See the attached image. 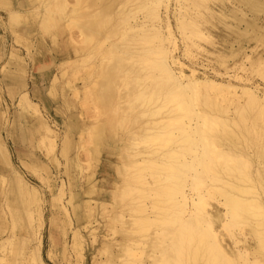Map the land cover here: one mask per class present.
Returning <instances> with one entry per match:
<instances>
[{"label": "bare ground", "instance_id": "6f19581e", "mask_svg": "<svg viewBox=\"0 0 264 264\" xmlns=\"http://www.w3.org/2000/svg\"><path fill=\"white\" fill-rule=\"evenodd\" d=\"M125 1L130 2V0H73L68 10L66 7L69 5L65 7L67 3L65 0H50L46 4L42 1L44 3L41 6V9L48 11V16H44L50 18L49 12H53L51 5L54 4L55 10L60 12L59 15L62 14V18L68 24L71 20L85 18L83 15H88L90 20L86 19L81 23L78 31L83 37L82 43L87 44L96 40L93 46H98V50L103 43L107 44L108 41L105 39L110 40L116 36L112 29L122 26L129 27L130 31L132 25L130 20L133 19L137 23L131 27L135 29L133 32L130 31L134 33L131 38L109 42L104 51L101 49V52H95L98 51L97 47L90 44L93 51L89 48L87 56L94 54L97 61L102 64L94 65L85 75L94 76L97 80L92 82L90 88L84 83L85 91L75 90L72 93L77 98L80 94L85 96L86 92L92 89L91 101L96 109L100 107L97 109L100 113L117 103L119 109L121 108L119 111L121 116L118 114L117 121L121 124L124 118L132 126L127 134L119 137L115 134L116 119L112 117L101 119L99 113L101 120H98V115L96 118L94 115L93 119H96V121L92 119L94 124L91 127L84 125L85 129L82 131L87 132L94 143V156L100 157V149L106 138L105 143L109 141V145L117 147V154L120 155L118 161L122 160L120 161L122 166H117L122 180L118 183L112 182L114 187L110 190V196L123 200L121 206L123 210L115 212L113 217L122 224L123 241L115 244L116 253L111 250L112 244L102 246V251L107 252L105 264H264V88L261 89L258 85L247 87L249 85L220 83L204 75L198 76L194 70L188 75L185 74L182 63L174 55L177 44L172 37L169 19L166 17L163 22L158 15L159 5L163 3L165 6L163 8L167 12L169 0H134L135 9L138 8L142 12V20H146L141 22L138 21V17L133 16L137 10L130 11L133 17H130V14L122 17ZM189 1L175 0L176 9L172 15L176 29L182 32L181 39L187 41L188 48H194L197 43L195 44L193 38L208 40L209 35H203L198 31L197 23L191 18L190 20L186 18L187 4L184 5L182 2ZM196 1H192L193 5L190 4L199 7L204 0ZM230 2L233 7L231 5L232 9H228V12L235 22L234 27L237 31L229 30L231 33L227 37L233 36L231 42L227 41V38L223 41L230 47L229 57L235 58L242 54L249 62V68L241 67L247 73L253 71L254 67L264 69V52L256 51L259 48L257 44L264 47V20L261 21L260 18L264 15V0ZM128 3L126 2L127 5ZM40 5L41 1L34 9L33 5L26 4L24 11L31 16L33 12L41 11ZM119 5L123 7L120 10L117 9ZM116 9L118 11L115 13ZM17 15L16 11L11 13L10 19H17ZM247 15L251 16L248 20L245 19ZM225 19L228 18L224 17L221 20ZM146 22L150 24L146 25ZM163 23L166 35L160 32V24ZM225 28L230 29L229 26ZM189 29L190 33L188 31L185 33ZM142 42L147 45L145 48ZM165 42L169 43L172 50L164 46ZM235 43L237 49L233 48ZM251 44L256 45L251 49V53L254 51L255 54L254 59L245 54L244 45ZM79 51L81 50L78 48L74 52V55L78 54L74 56L78 60L75 61L70 53H66L59 66L76 67L77 62H83L87 58L86 54L80 55ZM224 58L221 56L219 61L221 65L226 62ZM128 61L135 64L137 62L139 65L136 64L137 67H134L133 63L129 62L132 66L128 63L129 68H125L122 63ZM107 66L115 73L109 75L106 72L101 77ZM227 66L225 65L226 73L229 70ZM254 70L256 72V69ZM151 71L155 73L149 75L148 72ZM257 75L264 80V71L259 69ZM127 76L132 81L128 80ZM231 77L237 82L243 81L244 78L238 75ZM123 78L130 81L133 88L130 90L128 86L129 91H126V94L124 92V95L113 96L111 90L114 83L116 84L119 79L123 81ZM56 81L57 79H54L52 83L51 94L56 93L54 89ZM127 81L124 82L126 86L129 84ZM137 109L141 111L133 117L130 116ZM183 119L188 120V123H183ZM212 126L217 128L214 130ZM108 154L115 153L110 150ZM98 157H94L96 162ZM72 163L75 167L76 162L73 160ZM93 186L84 191V199H87L84 206L89 213L88 219L89 217L91 219L93 213L95 215L89 206L91 205L89 197L96 193ZM93 201L101 209H105L108 204L105 197L101 199L97 197ZM210 201H214L216 205L210 204ZM101 214L103 213L98 212L95 215L96 225L99 224L98 218L101 217L98 216ZM227 230L228 240L223 234ZM95 232L96 229L91 234L96 239ZM74 241L81 255L80 243L76 236ZM228 241L231 242L230 245L226 244ZM32 250L26 259L27 264H42L39 245ZM3 262L0 259V264Z\"/></svg>", "mask_w": 264, "mask_h": 264}, {"label": "rangeland", "instance_id": "374dc122", "mask_svg": "<svg viewBox=\"0 0 264 264\" xmlns=\"http://www.w3.org/2000/svg\"><path fill=\"white\" fill-rule=\"evenodd\" d=\"M40 1L39 10L41 11L33 12L31 16H28L24 11L26 4H31L34 8L35 5L36 7L39 5ZM42 1L46 4L50 0H8L7 5L18 12L17 19L14 20L9 17L8 6H0V259L5 262L1 264H27L26 259L29 258L30 251H33L32 249L38 245L42 264H105L107 252L102 251V246L112 244L111 250L116 253L117 247L115 244L123 241L122 224L118 219H113L115 212L123 210V207H121L123 200L122 198L114 199L110 196V190L114 187L112 182L118 183L122 180L117 171V166H122L120 162L122 160L118 161L120 155L117 154V147L109 145V141L105 143L106 138L100 149V157H98L99 155L94 156V143L88 137L87 132L83 133L82 131L85 129L84 125H90L91 127L94 124L93 120L96 121L97 115L98 120L111 119L110 117L115 118L116 121L119 120L121 108L119 109L116 103L117 105L113 104L112 108L107 107L100 113V110H97L100 107L96 109L91 101L90 91L92 89H89L85 96L80 94L76 98L72 94L75 90L85 91V85L90 88L92 82L97 80L94 79V76L86 77L85 75L86 71L88 72L94 65L100 63L94 54L87 56L88 51L90 49V51H93V47L96 46H93L96 40L84 44L82 43L83 37L78 31L81 27L80 24L85 22L86 19L89 21L90 18L88 15H83L85 18L71 20L68 24L62 18V14L59 15L60 12L55 10L54 4L51 3L56 11L49 6L53 11L49 12L51 20L53 19L51 21L49 17H46L48 11L41 9L44 3ZM65 1H67L65 7L69 5L68 8L66 7L68 10L73 0ZM190 1L188 3L182 2L184 5L187 4L186 18L193 19L198 25V31L202 32L203 35H209V39H211L193 38L195 44L197 43L194 48H188L187 41L181 39L182 32L176 29V22L172 15L176 9L175 0L167 1V12L163 8L165 7L164 3L159 5L158 9L159 18L163 22L166 17L169 19L172 37L177 44L174 55L182 63L183 72L188 75L191 70H194L196 75H204L220 83L229 82L236 86L249 85L247 87L258 85L259 88H264V80L257 75L259 69L260 71H264V69L254 67L256 72L253 69L248 73L242 70L241 67L249 68V62L243 58L242 54L230 58L228 54L230 47L223 42L226 38L227 41L231 42L233 36L227 37V35H230L231 31H237L234 27L235 22H233L228 12V9L233 7L230 0H204L199 7L198 5L192 6L194 0ZM126 2L128 3V1L124 2V10L121 7L122 5L117 7L119 10L122 9V17L130 14V17L135 16V18L138 17V21H143L142 12L138 8L135 9L136 1L130 0L133 3L132 5L130 2L127 5ZM117 9L115 13L118 11ZM132 10L138 12L136 11L132 16V12H134ZM130 11L132 12L130 13ZM224 17L228 19L221 20ZM250 17V15H247L245 19L248 20ZM260 18L261 21L264 20V15ZM132 20H130L132 24L130 31L133 32L135 29L133 30L131 27H134L137 23L134 20L133 23ZM39 23H43L44 26L42 27ZM146 23V25L150 24V22ZM222 24L223 26H221ZM224 25L229 26L230 29L226 30ZM120 27L112 29L116 36L113 37V34L111 36L113 39H105L108 41H106V46L103 43L102 47L99 46V50L96 46L97 48H95L98 51L95 52L104 51L111 42L114 43L117 39L123 41L131 38V35L134 34L129 31V27ZM160 27L162 35H166L164 23L160 24ZM240 27L243 28V25ZM187 31L190 33V29L186 30L185 33ZM99 39L98 41L101 40ZM165 43L164 46L168 47V50H172L169 43ZM144 44L142 42L145 48L147 45ZM233 46L234 49H237L236 43ZM246 46L244 45L246 48L245 54L254 59L255 54L254 51L251 53V49L256 45ZM257 46H259L257 52H264L263 45L257 44ZM78 48L81 50L79 51L81 52L80 55L83 54L84 56L86 54V60L80 61L81 64L77 62L80 65L77 67L78 64H76L77 68L75 65L72 66L73 69L67 66L60 67L59 62L62 61L66 53H70L74 60H78L74 57L78 55H74ZM221 56L226 58H224V61H226L224 65L219 62ZM129 62L133 63L134 67L139 65V63L136 62V65L133 61L123 62L122 64L125 68H129V66H132ZM46 65L48 67L44 68ZM225 65H228L227 68L232 70L230 72L228 70L226 73ZM108 66L101 77L106 72L108 74L115 73ZM148 73L152 75L155 72ZM237 75L244 77L243 81L237 82L231 77ZM129 77L132 78L130 75ZM129 77L127 76V79ZM53 79H57L55 94L50 93ZM123 79L125 80V78ZM124 80L120 81L119 79L116 84L114 83V86H116H113L111 90L113 96L124 95V92L126 94L129 88L130 90L133 88V85L131 87L132 83H129L132 79H128L129 82L125 80L127 84L129 83L127 86L124 84ZM141 110L137 109L130 116H135ZM99 113L101 119H99ZM118 114H120L119 117ZM94 115L95 118L93 119ZM122 120L121 124L120 121H117V126L115 125V134L119 137L127 134V131L132 127L126 119L123 118ZM185 120L183 119V123L187 124L188 120ZM71 125L72 129L69 127ZM211 128L215 130L217 126ZM150 145L149 143L148 146ZM63 147L66 148L64 153L62 152ZM110 150L114 151L115 154H108ZM93 156L98 157L97 162ZM73 160L76 162L75 167L72 165L74 164L72 163ZM91 186L96 191L95 194L89 197L91 200L89 206L91 210L93 209L92 213L95 212V215L98 212L103 213L98 216L101 218H98L99 224L97 225L94 221V218H96L94 213L91 215V219L90 217L88 219L89 213L84 206V202L87 200L84 199V191ZM97 197L100 199L105 197L108 203L105 209L97 207V204L93 201ZM210 204L214 205L215 202L210 201ZM94 229H96V239L91 234ZM223 234L228 240V230L227 232L224 231ZM74 236L80 243L81 255L78 253L79 249L74 245ZM226 244L230 245L231 242L228 241ZM99 250L101 251L99 252Z\"/></svg>", "mask_w": 264, "mask_h": 264}, {"label": "crops", "instance_id": "0c3cea01", "mask_svg": "<svg viewBox=\"0 0 264 264\" xmlns=\"http://www.w3.org/2000/svg\"><path fill=\"white\" fill-rule=\"evenodd\" d=\"M6 2H8V0H0V6H8L7 5V3ZM8 8H9V17H10V14L11 13H13V12H15L13 9H12V7L10 6H8ZM13 11V12H12ZM60 63V62H59ZM48 67V65H46L44 68H47ZM53 81H54V79L52 80V83H53ZM52 83H51V86H50V93H51V88H52ZM56 85V84H55ZM54 85V89H55V91H56V86ZM70 127V126H69ZM71 128V127H70Z\"/></svg>", "mask_w": 264, "mask_h": 264}]
</instances>
